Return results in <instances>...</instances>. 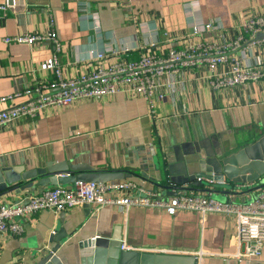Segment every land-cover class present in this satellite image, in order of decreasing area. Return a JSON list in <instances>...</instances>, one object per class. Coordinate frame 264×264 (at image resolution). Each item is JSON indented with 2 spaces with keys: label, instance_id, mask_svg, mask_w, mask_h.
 Here are the masks:
<instances>
[{
  "label": "crops",
  "instance_id": "obj_1",
  "mask_svg": "<svg viewBox=\"0 0 264 264\" xmlns=\"http://www.w3.org/2000/svg\"><path fill=\"white\" fill-rule=\"evenodd\" d=\"M0 5L10 7L0 24V98L55 80L53 70L42 68L53 56L50 43L4 42L17 35L46 34L50 20L61 43L58 57L63 77L77 78L121 59L164 56L169 48L200 42H231L242 33L244 22L264 16V0H0ZM83 13L96 16L100 44L92 22H80ZM205 24L214 29L203 28ZM193 25L201 26L197 34ZM101 44L106 53L121 54L95 61ZM232 55L243 63H264V40L247 42ZM226 68L221 65L211 73L200 65L165 73L155 78L150 100L124 86L123 92L80 97L70 105H48L33 119L1 125L0 168L25 171L48 162H68L93 172L130 174L125 180L164 197L207 192L227 202L231 192L225 185L193 187L189 183L185 191L168 183L170 176H184L186 160L195 149L207 156L233 154L259 138L264 79L212 90L210 76ZM24 101L25 97L18 98L12 104ZM8 105L0 104V111ZM31 182L35 180L17 184L0 196V203H17L49 189L35 185L25 189ZM262 190L264 183L249 186L231 201H252ZM20 223L22 235L0 236V264H32L53 246L49 239L60 229L70 237L58 253L62 260L77 250L78 242L109 238L118 229L121 244L132 251L194 256L198 264H264V248L257 258L234 257L237 225L233 214L82 206L60 213L42 211Z\"/></svg>",
  "mask_w": 264,
  "mask_h": 264
},
{
  "label": "built area",
  "instance_id": "obj_2",
  "mask_svg": "<svg viewBox=\"0 0 264 264\" xmlns=\"http://www.w3.org/2000/svg\"><path fill=\"white\" fill-rule=\"evenodd\" d=\"M9 5H0V24L5 17ZM80 22L90 20L93 30L98 33L99 26L95 15L83 13ZM49 31L46 34H23L5 38V43H19L29 46L50 43L53 56L42 68L54 71L55 80L24 92L0 98V104H9L0 111V126L20 119H33L38 112L48 105H70L80 97H101L124 91V86L134 93H140L147 99L152 98L154 80L165 73H175L181 68L206 66L210 72L221 65L227 68L213 74L209 79L212 90H221L249 82L264 79V63H243L233 57L232 52L241 48L247 42L255 43L257 35H264V16H256L244 22L241 34L231 42L189 44L182 49L169 48L164 56L146 54L135 61L118 60L106 68L77 78H64L59 61L61 43L53 29V20L49 21ZM201 26L193 25L194 34ZM205 29L214 27L212 24L203 25ZM261 40H264L261 39ZM127 50H124V53ZM120 51L112 50L106 53L101 48L96 51L93 59L100 61L108 55H119ZM32 94L34 96H32ZM26 98L21 104L13 105L18 98ZM161 98V96H159ZM197 181H201L200 178ZM227 202H219L211 197V193L176 192L175 195L164 197L159 193L146 192L133 181H113L106 183L77 182L73 187L56 186L42 191L13 204L0 203V236L18 237L23 233L22 219L34 216L42 211L55 213L66 212L75 207L89 206L96 210L113 205L128 210L131 207H144L164 210L168 213L176 211L233 214L236 218V253L237 259H251L261 256L264 248V190L249 202L233 203L232 196ZM123 251H132L125 244L120 247Z\"/></svg>",
  "mask_w": 264,
  "mask_h": 264
},
{
  "label": "water",
  "instance_id": "obj_3",
  "mask_svg": "<svg viewBox=\"0 0 264 264\" xmlns=\"http://www.w3.org/2000/svg\"><path fill=\"white\" fill-rule=\"evenodd\" d=\"M11 0H9V3ZM258 38V39H257ZM264 35H257L261 40ZM259 138L233 154H216L207 156L202 150L195 149V153L186 160L185 172L182 177H169L168 183L180 187L185 191L191 183L193 187L208 186L209 183L225 185L230 191L229 196L243 192L249 186L264 183V122L261 125ZM132 176L123 172H93L92 168L71 165L68 162H48L43 167L20 171L15 168H0V196L11 191L17 184L35 180L25 186V189L35 185L40 188L74 185L82 183H106L130 179ZM200 178L201 181H197ZM159 187L166 189L167 185ZM24 189V188H23ZM22 189V190H23ZM24 189V190H25ZM19 193V192H17ZM89 207V206H88ZM64 213L59 217L63 220ZM60 229L55 232L49 243L53 246L38 255L32 264H198L194 256L161 254L138 251H123L121 234L115 229L111 237H97L85 239L77 244L74 253H66L62 260L58 253L65 242L69 240Z\"/></svg>",
  "mask_w": 264,
  "mask_h": 264
}]
</instances>
